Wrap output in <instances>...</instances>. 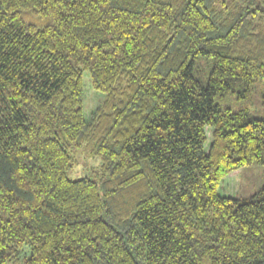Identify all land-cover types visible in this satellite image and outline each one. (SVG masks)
Masks as SVG:
<instances>
[{"label":"trees","instance_id":"obj_1","mask_svg":"<svg viewBox=\"0 0 264 264\" xmlns=\"http://www.w3.org/2000/svg\"><path fill=\"white\" fill-rule=\"evenodd\" d=\"M253 165L264 0H0V264H264Z\"/></svg>","mask_w":264,"mask_h":264},{"label":"rangeland","instance_id":"obj_2","mask_svg":"<svg viewBox=\"0 0 264 264\" xmlns=\"http://www.w3.org/2000/svg\"><path fill=\"white\" fill-rule=\"evenodd\" d=\"M84 115L96 107L103 95L94 91L90 85V79L87 73L84 74ZM208 130V137H209ZM208 144L206 145V148ZM73 161L67 177L70 180H78L87 177H95L100 170V158L93 155L91 146L83 145L72 151ZM264 184V168L259 165H253L242 171H235L226 176L220 186V193L223 196L247 198L255 194Z\"/></svg>","mask_w":264,"mask_h":264}]
</instances>
